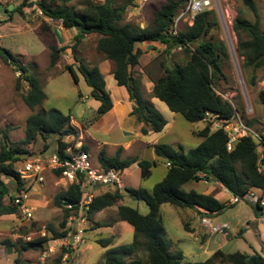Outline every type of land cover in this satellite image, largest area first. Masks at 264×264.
<instances>
[{
    "label": "trees",
    "instance_id": "obj_1",
    "mask_svg": "<svg viewBox=\"0 0 264 264\" xmlns=\"http://www.w3.org/2000/svg\"><path fill=\"white\" fill-rule=\"evenodd\" d=\"M185 2L186 0H164L158 10L152 12L149 24L143 28L121 23L127 6L117 7L114 0H104L101 4L84 0L79 10L67 8L64 4L57 5L54 0H22L20 6L9 13L10 16L15 13L23 15L22 8L34 7L48 20L60 21L63 28L77 32L70 45L62 48H58L55 43L56 38L51 24L42 22L34 34L44 47L48 46L50 67L55 66L62 52H69L74 62L78 63L75 64L76 71L90 88L91 98L99 101L97 116L100 117L113 107L110 94L106 91L105 80L96 66L86 68L76 55V48L82 36H96L95 51L113 64L112 77L115 85L126 91L128 101L131 103L130 116H134L137 122L144 126H149L155 134L164 131L167 121L142 98L140 82L134 75V69L138 67L141 56L136 45L142 43L163 45L166 53H171L178 47L182 48L185 58L183 63L175 66L162 64V74L153 83L151 95L162 102L171 113L182 116L186 122L205 123L204 128L196 134L202 141L186 154L166 144L154 145L156 157L165 159L169 164L164 178L152 188L151 193L141 188L125 189L128 197L146 204L149 208L146 215L120 204L124 200V195L118 189L113 192L103 191L94 197L89 219L103 209L118 205V222L126 223L133 229L132 242L107 250L103 264H183V253L179 250L170 251V243L166 240L160 214L161 208L169 206L195 210L200 221L203 217L215 218L227 208L234 206L221 204L212 195H202L193 190L183 191V186L187 183L199 181V174H205L207 181L219 184L234 196L241 197L250 188L264 189V136L259 144L262 149V159L259 160L258 144L253 138L240 140L232 151L228 152L225 133L218 129L212 130L216 122L230 120L235 114L231 104L223 100L215 90L219 82L225 80L222 64L227 54L222 43L213 42L212 39L206 40L210 31L217 27L212 12L206 10L197 15L192 26H184L177 37L169 35L173 18L183 8ZM243 3L254 20L237 16L233 21L232 31L237 39L236 51L243 60V69L252 72L249 85L253 87L257 84L255 72L264 69V34L260 29L259 14L253 1L243 0ZM5 12L7 13V10ZM5 23L6 21H2L0 25ZM45 36H48L47 39ZM20 57L21 55L0 47L2 63L11 66L14 72L19 74L16 90L20 89L22 81L28 85L29 91L22 100L32 111L26 119L24 138L17 145H9L7 133H3L0 144V218L11 216L17 220L20 216L17 207L12 204V195L22 190H30L31 186L20 178L14 164L21 156L30 154L26 148L34 145L38 139L45 145L55 137V148L47 156L57 154L63 158L66 149L74 146V141L68 143L64 138L72 137L73 140L78 138L77 129L70 123V115L43 108L46 94L38 80L29 75V70L22 64ZM66 71L71 74L73 81L77 82L72 65L67 66ZM258 100L264 106V89L259 91ZM141 133L145 135L146 130L142 128ZM80 150L87 152L83 146ZM97 162L101 169L106 171L114 169L120 176L133 164H137L143 179L151 174L150 162L137 159L121 160L119 154L106 158L101 151L97 155ZM55 174L58 175L57 172ZM5 180L11 184L10 188ZM81 195L79 187L75 185H70L65 191L57 194L53 204L63 211L61 229L54 230L52 226L47 225L46 237H35L28 242L18 239L22 244L16 252H26L64 237L65 232H62V229L67 213L61 202L64 200L76 204ZM21 229H24L22 235H28L40 228L32 222L29 228ZM95 243L101 248H109L113 238L97 239ZM3 245L9 253L16 247L11 241H5ZM137 253H142L143 259L135 258L127 262ZM184 264H264V258L259 254L251 256L239 252L225 254L221 250H216L203 262Z\"/></svg>",
    "mask_w": 264,
    "mask_h": 264
},
{
    "label": "rangeland",
    "instance_id": "obj_2",
    "mask_svg": "<svg viewBox=\"0 0 264 264\" xmlns=\"http://www.w3.org/2000/svg\"><path fill=\"white\" fill-rule=\"evenodd\" d=\"M21 1L22 0L19 2L21 3ZM54 1L57 5L64 4L66 6L67 4L69 6H66L67 8L74 10L81 9L84 2V0ZM90 1L95 4L104 2V0ZM252 1L257 8L260 29L264 34V0ZM163 3L164 0H114V4L117 7L123 5L127 6L121 23H130L132 25H138L139 27L140 25L145 26L149 24L152 19V12L158 10ZM2 6H7V3L4 1ZM206 10L212 12V17L217 23V27L210 31L206 40L212 39L213 42L222 43L227 54L222 64L225 80L219 82L218 86L215 88L216 93L219 94L223 100L231 104L239 118L246 125L260 137H263L264 106L261 105L258 100V93L264 89V69L255 72L254 76L257 84L253 87L250 86L249 78L252 72L249 69H243V60L238 56L236 51L237 39L232 31V24L237 16H241L250 21H253L254 17L244 6L243 0H212V3ZM22 12L23 15L19 13L13 14L12 17L14 21H8L7 24L5 23L6 25L4 24V26L0 28V32L3 34L0 39V47L9 50L13 54L21 55L20 60L22 64L28 68L29 75L38 80L46 94V100L42 104L44 109L56 110L63 115H70L75 121L82 124L84 118L81 119L82 117H80L78 112L83 110V114H85L84 116L87 119L92 118L95 109H92L94 105L92 100H90L89 104L85 105H73L72 100H70L72 98L71 95H73V93L76 94V92H74L76 88L72 91L76 85L71 74L65 71L67 67L65 61L69 52L60 53L59 60L56 63L64 70L63 72L60 73L56 68L50 67V51L48 46L44 47L34 34V31L42 22L51 24L50 20L43 17L34 7L28 9L22 8ZM181 23L178 28L179 30L183 29L184 26V24ZM14 25L17 26V29H10L11 26L15 28L13 27ZM71 33L74 34V31H71ZM47 37L48 36H45V39H47ZM137 46H139V44ZM82 48L83 46L79 44L76 52L77 56ZM161 55H158L160 56L159 59L162 61L161 65L165 64L166 66L181 64L185 59L182 51H178L177 49H174L171 53H166L163 50ZM82 57L85 60L83 55ZM143 57L147 60L146 62H150L147 55H143ZM73 63L78 64L74 62V60ZM83 64L88 69L92 68L86 63ZM138 69L140 68L137 67L136 71ZM160 69L159 71H163L162 66H160ZM75 74L78 76L79 73L76 71ZM18 75L19 74L15 73L11 66L3 64L0 59V144L3 133H7L9 145H17L24 138L26 119L32 114V111L25 106L22 100V97L29 91L28 85L22 81L20 83V89L16 90ZM50 76L53 78L51 82L48 81ZM110 84L111 83H108V89L112 87ZM58 92L63 98L55 97ZM113 93L112 91V94ZM149 96L151 97V94H148L147 97L144 98L148 99ZM114 97L116 96L114 95ZM151 105H154V109L167 121L166 128L162 133L155 134L151 131L153 137L158 138L156 141L157 144L169 145L182 154L188 153L200 144L202 139L196 134L204 128L205 123L186 122L182 116L171 113L167 107L158 100H154V103ZM215 125L216 123L212 126V130L216 129ZM116 135L120 137V134L116 133ZM55 139L56 138L53 137L52 140L47 141L45 145L38 139L34 145L27 147L26 149L30 154L21 156L14 164L15 169H20L29 156H32L29 157V159L38 157V155H45L44 157H46L48 154L52 153L55 148ZM117 140H119V138ZM64 141H69L68 143H71L74 140L72 137H67L64 138ZM45 146H47V148H45ZM142 151L143 160L151 163V174L149 177L143 179L137 164H133L124 171L121 177L122 187L118 190L124 195V200L120 204L136 209L140 214L146 215L149 210L146 204L128 197L125 193V189L141 188L151 193L152 188L164 178L168 167L166 166V160L157 158L149 148L145 150L144 147V150L141 149L139 152ZM134 152L138 151L134 149ZM153 159L155 166L152 163ZM207 182L208 184L211 183H209V181ZM5 183H7L8 186L11 185L7 180H5ZM36 186V188L29 191L27 204L32 206V214L34 218H37V224L40 228L38 230L45 228L47 225L52 226L54 230H59L58 226L61 221L62 211L54 206L53 199L57 194L65 191L66 187L61 180L55 178V176L51 174H47L44 183ZM103 188L106 190L114 189L109 187ZM208 189V185L199 181L189 182L183 186V191L185 192L193 190L202 195H210ZM215 194L216 193H214L213 196L215 198L218 196L220 198L219 200H221V195ZM221 201H224L223 203L228 205L227 196ZM117 206L118 205L110 207L109 211H104L105 214L102 216L101 220H99L101 217H97V224L116 220L118 218L116 214ZM164 207L165 208H161L160 214L165 227L166 240L168 242L170 241L171 252L179 250L183 253V264L185 262H203L216 250H221L225 254H232L235 252L247 256L259 254L264 258V217L258 215L257 218L261 220H257L259 222L253 221L255 212L249 204H236L233 207L227 208L215 218H210L211 220L215 219L214 222L216 224L226 223L229 226V231L225 241L219 236L207 237L208 244L205 245L204 243L202 248L197 241V237L201 236V238H203L204 236L201 233L204 230L200 226L199 216L195 210H181L180 208L169 206ZM187 215H189V217ZM91 218L92 219L89 220L90 224L86 229V238L88 240H86V243L79 249V251L81 249L82 251H74L68 261L62 264H103L108 249L101 248L98 244L94 243L93 238L104 239L108 237L109 229L103 228L97 232H89L93 229L91 221H93L94 215ZM18 222L19 221H15L13 218H0V264H59L58 259H60L61 255L64 253L65 248H62L58 243L51 242L52 240L50 243L41 247L30 249L26 252H16L22 244L21 240H18V236L22 235L24 231V229L19 227ZM188 227L191 228L192 232H188ZM118 230L117 236L119 237L120 235V238L116 241L118 243L117 245H128L133 239V229L128 224L119 222ZM31 237V239H34L35 237H39V235L33 234ZM204 239L205 237L203 241ZM5 241H11V243L16 246L12 248L10 253H7L5 250L6 248L2 245ZM49 248H52V250L49 251ZM134 258L143 259V255L142 253L133 254L127 262Z\"/></svg>",
    "mask_w": 264,
    "mask_h": 264
},
{
    "label": "crops",
    "instance_id": "obj_3",
    "mask_svg": "<svg viewBox=\"0 0 264 264\" xmlns=\"http://www.w3.org/2000/svg\"><path fill=\"white\" fill-rule=\"evenodd\" d=\"M4 1L7 3V6H5V7L2 6ZM19 1L20 0H0V22L6 21V24H7L8 21H11V22L14 21V18L12 17L13 15L10 16L9 13L13 9L18 8V6L20 5ZM66 6H68V5L66 4ZM5 10H7V13L5 12ZM50 22H51L52 30L55 34V38H56L55 43H56L57 47L62 48L66 45H70L72 38L74 36H76L77 32L75 30H72V29L63 28L60 21L50 20ZM53 23H55V24H53ZM19 24L21 25L20 22H19ZM3 26H4V24L1 25L0 28ZM136 26H138V25H136ZM145 26L140 25V28H143ZM13 27H15V28H12V26H11L10 29H17L16 25H14ZM71 31H74V34L71 33ZM75 32H76V34H75ZM2 36H3V34H2V32H0V39ZM94 38L96 39L97 37L92 36V35L81 37L79 44H81L83 46V48H82L81 52H79L78 57L80 55L79 58L82 60L83 63H86L89 67L96 66L98 68L99 72L101 73L102 77L105 80L106 91L110 94L113 107L108 113L104 114L103 116L98 117L97 116V108L99 107V101L91 98L90 88L85 84L81 75L78 74L77 82H75L76 86L72 90V91H74L76 88V90L74 91V92H76V94L73 93V95H71L72 98L70 100H72L73 105L89 104L90 100H92V102L94 104L92 109H95V111L93 112L92 118H87V119L84 116L85 114H83L84 111L83 110L79 111L78 113H79L80 117H82L81 119L84 118L82 124H79L77 121H75V119L73 117L70 116L71 117V122H70L71 125L74 128H76L78 131V138H76L74 140V146L73 147L83 146L87 150V152L91 156V159L95 163H98L97 162V155L101 151L104 152V155L106 158H111V157H114L116 154H119V157L121 160L137 159L138 161H141V160H143V156H142L143 151L142 152H139V151L141 149L144 150V147H145V150L147 148H149L154 153L153 147H154V145L157 144L156 141L158 138L153 137V133L151 132V129L149 127H146L143 124L137 122V120L134 116H130L131 105H130V102L128 101L126 91L123 88L116 87L115 82H114L113 77H112L114 67L110 61L103 59L100 55H98L96 53V51H95V39ZM136 48H138L140 50L141 56H140V61H139V65H138V67L140 69H138L136 71L137 68H135L134 69V75L140 82L142 98L144 100L150 102V104H153L154 100H156V99L152 98V95H151V97L149 96L148 99H146L144 97H147L148 94H151V89L154 85L153 83L162 74L161 73L162 71H159V70H161L160 66H161L162 61L159 59L160 56H158V55H161L163 53V50L165 49V47L163 45H154V44H150V43H142V44H139V46L136 45ZM76 52H77V48H76ZM82 55L85 57V60L83 59ZM143 55L144 56L147 55V57L150 59V62H146L147 60L143 57ZM65 62H66V64H65L66 66L72 65V67L76 73V65H75V63H73V58L71 55H68L66 57ZM54 68H56V70H58L60 73L64 71L58 64H56L54 66ZM52 79H53L52 76H50L48 78V81L51 82ZM108 83H111L110 85H112V87L110 89H108ZM112 91L114 92L113 94H112ZM120 91L122 92V94ZM114 95L116 97H114ZM48 97H49V95H48ZM55 97L56 98H63V96L59 92L56 94ZM142 128H144L146 130L145 135L141 134ZM116 133L120 134V137H118L116 135ZM118 138H119V140H117ZM66 142H69V141H66ZM108 144H110V145H108ZM134 149L137 150L138 152H134ZM152 163H154V166H155L154 159L152 160ZM48 175H50V173H48ZM46 176H45V181H46ZM122 176H123V174L121 175V177ZM36 187L37 186L34 185L32 187V189H34ZM112 190L115 191L114 189L106 190L105 188L101 187L98 189L97 195L102 193L103 191L112 192ZM208 193L212 196L214 193H216L215 195L220 194L221 200L223 198H225V196L221 193L219 187H216L214 190H213V188L209 187ZM37 195H39V194H37ZM216 199L221 204H224L223 203L224 201L219 200L220 198L218 196L216 197ZM224 205H226V204H224ZM28 206L30 207L31 211H33L32 206L31 205H28ZM251 207L253 208V211L255 212V217L253 218V221L259 222L257 220H261V219L257 218V217H258V215H261L260 211L256 207H253V206H251ZM39 208H41V207H39ZM107 210L109 211L110 208L103 209L102 211L93 214L94 218H95V219L93 218V221H91L93 229H91L89 232H97L100 229L108 228L109 234H108V237H106V238H109V237L113 238L112 245L109 248H107L109 250V249L121 247V245L118 246L117 245L118 243L116 242L117 239L120 238V235H119V237L117 236V232H119V230H118V224H119L118 219L113 220V221H109V222H105L103 224H97L98 221L96 220V218L101 217L99 219V220H101L102 216L105 214L104 211H107ZM182 213H183V211H182ZM187 216L189 217V215H187ZM91 217H90V219H92ZM4 218H13L15 221H19V219L17 220L11 216L10 217H4ZM36 219L37 218H34V216H33V222H35L37 224L38 222ZM6 222H8V221H6ZM62 222H63V211H62V217H61L60 224ZM18 223H19L18 225L20 228H22V227L23 228H29L28 224H26V223L23 224V223H20V221ZM60 224L58 226L59 230L61 229ZM89 224H90V222H89ZM183 228L185 229L184 226H183ZM188 229H189V231H191L190 227H188ZM193 233H194V231H193ZM31 234L33 235V233H31ZM201 234L205 237L204 241H203L204 237L203 238H201V236L197 237V241L200 243L201 248L203 247L202 245H204V243H205V245L208 244L207 237L217 236V235L210 236L205 231H202ZM24 236L25 235H20V236H18V239H24ZM220 238L223 241H225L227 238V234L224 238H222V237H220ZM93 239H94L93 242L95 243V241L99 238H93ZM86 240H88V239L86 238ZM169 243H170V241H169ZM2 245H3V243H2ZM123 245H125V244H123ZM51 250H52V248L51 249L49 248V251H51ZM81 251H82V249L80 251H77V252H81ZM6 252H7V250H6ZM7 253H9V252H7ZM72 254H73L72 251L65 249V251L61 255L60 259H58V263L62 264V263L67 262Z\"/></svg>",
    "mask_w": 264,
    "mask_h": 264
},
{
    "label": "built area",
    "instance_id": "obj_4",
    "mask_svg": "<svg viewBox=\"0 0 264 264\" xmlns=\"http://www.w3.org/2000/svg\"><path fill=\"white\" fill-rule=\"evenodd\" d=\"M211 3L212 0H186L183 8L173 18L169 28V35L172 37L178 36L182 30L178 29L181 22L184 26H192L195 17L206 11ZM176 49L181 51L182 48L178 47ZM215 128L225 133L227 137L226 150L228 152H231L235 144L240 140L251 137L258 144L257 153H259V160L262 159V149L259 146L262 137L246 125L239 118L237 112L230 120L216 122ZM166 166L169 167V164L167 163ZM17 173L23 181L31 186V189L34 185L44 183L45 176L48 173L61 180L66 189L70 185L79 187L82 195L78 203L71 204L64 200L61 202L62 208L67 213L62 229V232H65V236L51 241L72 252L79 251L86 243L85 230L89 224L90 206L97 195L99 187H109L114 188V190L122 187L121 176L114 169L107 171L101 169L98 163L91 159L89 153L80 150V147H68L63 158H60L57 154H51L46 157L39 156L27 159L22 167L17 170ZM198 178L199 182H204L213 190L216 187H220L217 183L209 182L210 184H208L205 174H199ZM220 189L221 193L227 196L228 205L246 203L256 207L264 217V189L250 188L241 197L230 194L225 188L220 187ZM30 190H22L12 195V204L17 207L20 216L19 221L23 224H28V227L33 222V214L27 204ZM214 221L208 217H203L199 223L208 235H217L224 238L229 231V226L226 223L216 224ZM33 234L39 235V238L47 236L45 228H41V230ZM31 236L32 234L24 236L26 242L33 240Z\"/></svg>",
    "mask_w": 264,
    "mask_h": 264
},
{
    "label": "water",
    "instance_id": "obj_5",
    "mask_svg": "<svg viewBox=\"0 0 264 264\" xmlns=\"http://www.w3.org/2000/svg\"><path fill=\"white\" fill-rule=\"evenodd\" d=\"M134 104L136 105L137 103L134 101Z\"/></svg>",
    "mask_w": 264,
    "mask_h": 264
}]
</instances>
